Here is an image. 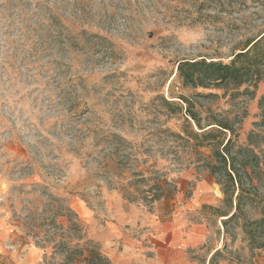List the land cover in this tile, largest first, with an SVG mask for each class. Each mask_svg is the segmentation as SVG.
Returning a JSON list of instances; mask_svg holds the SVG:
<instances>
[{
	"label": "rangeland",
	"instance_id": "1",
	"mask_svg": "<svg viewBox=\"0 0 264 264\" xmlns=\"http://www.w3.org/2000/svg\"><path fill=\"white\" fill-rule=\"evenodd\" d=\"M263 35L264 0H0V264H27L34 248L39 264H63L58 249L86 241L108 257L118 203L149 218L125 227L141 240L192 202L196 181L217 183L208 168L215 144L264 134V80L185 86L178 67L229 63ZM220 123L233 136L196 137ZM224 199L192 210V221L228 231L213 264L234 242L248 264L243 226L264 208L245 206L226 227Z\"/></svg>",
	"mask_w": 264,
	"mask_h": 264
},
{
	"label": "trees",
	"instance_id": "2",
	"mask_svg": "<svg viewBox=\"0 0 264 264\" xmlns=\"http://www.w3.org/2000/svg\"><path fill=\"white\" fill-rule=\"evenodd\" d=\"M178 72L185 86L192 87H223L238 89L243 85H253L264 80V35L250 48L234 55L229 63L222 61H186L179 64ZM186 100L185 103L189 104ZM260 106L264 107V97L261 98ZM264 110V109H263ZM186 112L200 127L198 114L192 109L191 103ZM262 122L257 126L264 128V112ZM219 131L206 130L196 137L202 139V144L211 142L218 134L230 132L233 136V125L220 123L217 125ZM201 129V128H199ZM214 163L209 164L211 174L217 178V184L222 186L224 203L226 206L235 209V213L224 222H234L243 212L245 206L251 205L254 208H264V134L250 132L246 146L236 147L233 138L227 142L215 144ZM259 150V151H257ZM164 185H156L157 195L151 201H159L165 192ZM246 231H245V230ZM248 235L251 250L264 248V218L257 221H249L243 226ZM65 260L63 264H113L108 257L99 251L96 244L86 241L82 245H65L58 249ZM218 259L216 253L211 259V264Z\"/></svg>",
	"mask_w": 264,
	"mask_h": 264
},
{
	"label": "crops",
	"instance_id": "3",
	"mask_svg": "<svg viewBox=\"0 0 264 264\" xmlns=\"http://www.w3.org/2000/svg\"><path fill=\"white\" fill-rule=\"evenodd\" d=\"M222 203L220 185L211 176L201 178L196 181L192 202L187 207L175 212L165 223L152 224L150 234L143 236L141 240H135L125 233V227L137 228L140 220L149 218L136 208L128 207L126 210V205L120 202L116 205V209L120 207V211L115 214V220L108 223L110 244L113 245L108 247V258L113 264H210L213 256L225 248V234L228 231L223 226L212 228L207 221H192V210L200 206L220 208ZM234 213L235 209H232L229 213L220 215L219 223L229 219ZM3 224L0 223V226ZM237 248L239 242H234L233 253L230 252V256L222 258L218 264H243L242 257L235 255ZM227 249L229 248L225 251ZM250 251L252 257L248 264H264V250ZM41 254L39 249H32L26 263L39 264Z\"/></svg>",
	"mask_w": 264,
	"mask_h": 264
}]
</instances>
